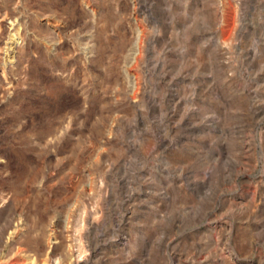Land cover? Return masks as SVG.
Wrapping results in <instances>:
<instances>
[{
    "label": "rangeland",
    "instance_id": "374dc122",
    "mask_svg": "<svg viewBox=\"0 0 264 264\" xmlns=\"http://www.w3.org/2000/svg\"><path fill=\"white\" fill-rule=\"evenodd\" d=\"M0 264H264V0H0Z\"/></svg>",
    "mask_w": 264,
    "mask_h": 264
}]
</instances>
